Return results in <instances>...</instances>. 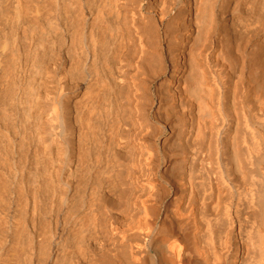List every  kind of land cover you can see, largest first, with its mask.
Segmentation results:
<instances>
[{
  "label": "bare ground",
  "instance_id": "bare-ground-1",
  "mask_svg": "<svg viewBox=\"0 0 264 264\" xmlns=\"http://www.w3.org/2000/svg\"><path fill=\"white\" fill-rule=\"evenodd\" d=\"M0 264H264V0H0Z\"/></svg>",
  "mask_w": 264,
  "mask_h": 264
}]
</instances>
